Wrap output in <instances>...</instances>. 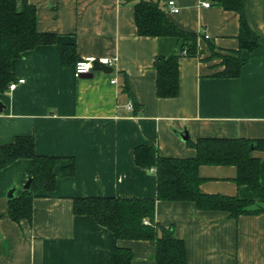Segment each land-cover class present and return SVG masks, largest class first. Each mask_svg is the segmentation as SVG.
I'll use <instances>...</instances> for the list:
<instances>
[{"label":"crops","instance_id":"obj_1","mask_svg":"<svg viewBox=\"0 0 264 264\" xmlns=\"http://www.w3.org/2000/svg\"><path fill=\"white\" fill-rule=\"evenodd\" d=\"M26 1L35 8L37 32L55 35V42L11 62L15 80L24 83L0 93V145L32 136L36 154L71 157L75 173L61 176L63 160L54 169V190L33 200L31 222L15 223L7 195L12 188L14 197L22 194L31 162L19 159L1 170L0 264H113L115 246L132 251L131 264H154L153 241H115L92 217L74 215L73 199H154V171L134 163L140 146H153L160 157L189 159L199 139L264 140V0H243L259 41L252 52L239 50V14L224 1L157 0L179 31L198 36L203 51L179 59L178 95L168 99L156 94L154 62L178 47L138 35L137 0ZM170 1L178 13L169 11ZM16 7L21 10V0ZM66 44L74 45L75 58L63 65ZM236 53L244 62L239 77H217L221 57ZM88 57L112 60V73L99 67L75 78L74 64ZM252 156L260 161L264 187V151ZM236 174L233 166L202 165L199 192L253 200L249 187L235 183ZM154 219L183 242L186 264H264V212L231 218L191 202L156 201Z\"/></svg>","mask_w":264,"mask_h":264},{"label":"trees","instance_id":"obj_2","mask_svg":"<svg viewBox=\"0 0 264 264\" xmlns=\"http://www.w3.org/2000/svg\"><path fill=\"white\" fill-rule=\"evenodd\" d=\"M224 6L239 14V50L252 52L258 38L250 31L243 12V0H222ZM17 0H0V93L7 91L15 82L11 62L39 45L55 42V35L36 30L35 8L21 0L18 11ZM134 20L139 36L173 40L178 51L155 59L157 74L156 94L159 98H175L178 95V61L183 57L203 54L198 45V36L179 31L165 16L164 7L157 0H137L134 4ZM211 56L215 52L208 46ZM75 58L74 45L62 48V63L66 65ZM243 61L236 57H221L223 70L216 74L221 78H237ZM125 91H128L125 87ZM196 155L189 159L160 157L153 146H140L134 150V163L150 169L156 176L154 199H125L117 197H82L73 199V214L90 216L95 222L113 234L114 240L153 241L155 243L154 264H186L183 242L173 235L172 227L159 225L154 219L156 201L191 202L203 211H220L231 218L264 212V187L259 183L260 161L252 156L254 151H264V140L248 139H199L195 144ZM19 159H28L31 168L28 190L8 201V217L12 222H31L32 203L39 192L54 190V169L63 160L68 164L61 168L62 177L75 173L73 158L42 156L35 153L32 136H16L13 142L0 145V172ZM202 165L233 166L237 174L235 183L246 185L254 195L253 200L221 195H205L199 192L202 182L198 168ZM130 249L115 246L113 264H131Z\"/></svg>","mask_w":264,"mask_h":264},{"label":"built area","instance_id":"obj_3","mask_svg":"<svg viewBox=\"0 0 264 264\" xmlns=\"http://www.w3.org/2000/svg\"><path fill=\"white\" fill-rule=\"evenodd\" d=\"M204 7H209V4L203 5ZM167 7L171 13H178L179 9L175 6L174 2L170 1L167 4ZM207 38V37H205ZM113 61L110 59H104V58H93L88 57L84 58L78 62H76L73 66V73L75 78H79L81 76L88 75L92 73L96 68H99L100 66H107L112 68ZM24 80L20 79L18 81L12 82L8 86V91H13L16 89L20 84H23ZM132 102L129 101L127 103L126 109L131 111L132 110Z\"/></svg>","mask_w":264,"mask_h":264},{"label":"water","instance_id":"obj_4","mask_svg":"<svg viewBox=\"0 0 264 264\" xmlns=\"http://www.w3.org/2000/svg\"><path fill=\"white\" fill-rule=\"evenodd\" d=\"M100 69H101V71L103 72V73H106V74H110V73H112V71H113V69L111 68V67H107V66H100ZM1 106V105H0ZM1 110V109H0ZM187 134L184 132L182 135H181V139L183 140V141H187ZM29 186H30V179H28L27 181H26V183L24 184V186H23V189L24 190H28L29 189ZM14 191H15V189L14 188H12L10 191H9V193H8V195H7V198L8 199H12V198H14Z\"/></svg>","mask_w":264,"mask_h":264}]
</instances>
